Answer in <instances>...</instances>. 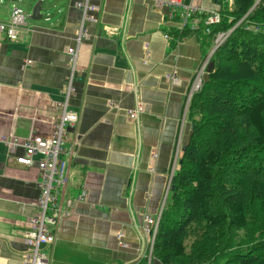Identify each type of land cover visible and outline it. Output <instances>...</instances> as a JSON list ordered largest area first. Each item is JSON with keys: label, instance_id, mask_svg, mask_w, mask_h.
I'll list each match as a JSON object with an SVG mask.
<instances>
[{"label": "crops", "instance_id": "crops-1", "mask_svg": "<svg viewBox=\"0 0 264 264\" xmlns=\"http://www.w3.org/2000/svg\"><path fill=\"white\" fill-rule=\"evenodd\" d=\"M82 1L26 0L25 12L19 0H0V23L15 7L27 19L18 42L0 32V137L22 142L52 135ZM220 1L183 4L205 12L235 4ZM91 2L99 12L86 23L69 101L79 120L66 131L74 149L66 198L75 202L45 251L50 264H141L144 258L149 264L146 216L159 217L166 205L176 150L190 137L186 122L180 139L186 104L213 43L190 26L180 31L183 8L153 0ZM139 107L137 119H130L128 112ZM23 154L22 146L10 154L0 141V264H22L29 251L23 234L40 196V177L37 167L16 162Z\"/></svg>", "mask_w": 264, "mask_h": 264}, {"label": "trees", "instance_id": "trees-1", "mask_svg": "<svg viewBox=\"0 0 264 264\" xmlns=\"http://www.w3.org/2000/svg\"><path fill=\"white\" fill-rule=\"evenodd\" d=\"M257 1L222 7L206 36L212 45L228 33L191 99V136L149 264H264V0Z\"/></svg>", "mask_w": 264, "mask_h": 264}, {"label": "built area", "instance_id": "built-area-1", "mask_svg": "<svg viewBox=\"0 0 264 264\" xmlns=\"http://www.w3.org/2000/svg\"><path fill=\"white\" fill-rule=\"evenodd\" d=\"M157 5L183 8L181 17L182 22L180 31L185 30L190 26V30L198 31L199 29L204 34L211 33V27L221 22L220 10L216 7L204 11V9H194L191 6L183 4V0H153ZM76 7L81 11V19L78 25V33L76 38V46L70 47L67 53L70 58L71 74L66 83L64 92L65 100L60 104V112L54 130L51 136L35 137L26 141H19L16 138L0 137V141L5 143L10 154L14 153L18 146L24 148V154L16 157V162L26 168L37 167L39 171V182L37 186L40 191L39 199L35 205V212L30 218L27 229L24 231L23 240L29 251L22 256V264H50V254L45 251V248L55 244L57 233L60 228L61 221L64 217L70 215L74 206V200L66 198V190L68 186L69 165L74 154L73 147L67 143V129L77 125L78 114L69 109V101L74 92L73 83L76 78V67L79 57V46L83 38L87 34L86 23L93 20L92 15L99 12V8L92 4L91 0H83L76 4ZM202 14L203 19L193 18V14ZM27 19L23 10L15 7L8 22L0 23V32L4 33L9 41L18 42L22 37V33L26 31ZM257 31V30H256ZM228 33L218 34L214 39L213 49L210 55L204 60L200 68L195 73V80L192 84L190 96L186 104V111L183 117L181 135L185 127L186 117L188 115L189 105L193 95L198 92L207 75V68L210 64V59L217 47H219L226 39ZM30 63V62H28ZM142 112L141 107L135 111H129L130 119H137ZM180 145H178L174 164L171 172L170 181L168 182L167 190H170L171 181L175 173ZM157 155L154 156L156 158ZM83 196L79 199L82 200ZM161 214L157 218L146 216V222L149 229L143 234L144 239L148 243L149 256L151 257L152 248L155 237L158 231ZM121 238V237H119Z\"/></svg>", "mask_w": 264, "mask_h": 264}, {"label": "rangeland", "instance_id": "rangeland-1", "mask_svg": "<svg viewBox=\"0 0 264 264\" xmlns=\"http://www.w3.org/2000/svg\"><path fill=\"white\" fill-rule=\"evenodd\" d=\"M260 0H258L257 1V3L256 4H258V2H259ZM255 4V5H256ZM20 5V7L22 8V9H24V11L25 12H27L26 11V6H27V2H26V0H19V2H18V4H17V6H19ZM207 76V75H206ZM206 76H205V78H206ZM204 81H205V79H204ZM204 81H203V84H204ZM203 84H202V86H203ZM202 88V87H201ZM200 91V90H199ZM198 91V92H199ZM197 93V92H196ZM189 111V110H188ZM186 127L188 126V124H189V126H190V129H191V122H190V120H189V112H188V115H187V120H186ZM190 136H191V130H190ZM183 139V138H182ZM189 139H190V137H189ZM189 139L187 140V143H188V141H189ZM186 143V144H187ZM186 144H184L183 143V140H182V142H180V152H179V157H178V160H179V158H181L182 157V153H183V148L185 147V145ZM177 151V150H176ZM176 154V153H175ZM178 169V163H177V167H176V170ZM176 170H175V173H176ZM175 173H174V175H175ZM174 175H173V177H174ZM171 187V186H170Z\"/></svg>", "mask_w": 264, "mask_h": 264}, {"label": "water", "instance_id": "water-1", "mask_svg": "<svg viewBox=\"0 0 264 264\" xmlns=\"http://www.w3.org/2000/svg\"><path fill=\"white\" fill-rule=\"evenodd\" d=\"M213 67H214V64L211 62L209 64V66H208V69H207L208 70V73L212 71ZM183 150H184V148H183Z\"/></svg>", "mask_w": 264, "mask_h": 264}]
</instances>
